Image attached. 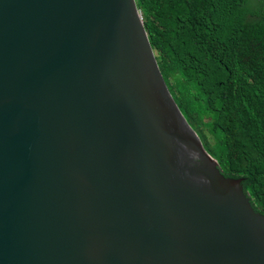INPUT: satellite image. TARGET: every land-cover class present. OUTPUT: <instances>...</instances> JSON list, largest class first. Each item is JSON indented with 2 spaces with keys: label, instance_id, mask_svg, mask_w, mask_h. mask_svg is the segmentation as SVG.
I'll return each mask as SVG.
<instances>
[{
  "label": "water",
  "instance_id": "obj_1",
  "mask_svg": "<svg viewBox=\"0 0 264 264\" xmlns=\"http://www.w3.org/2000/svg\"><path fill=\"white\" fill-rule=\"evenodd\" d=\"M0 264H264L136 0H0Z\"/></svg>",
  "mask_w": 264,
  "mask_h": 264
},
{
  "label": "trees",
  "instance_id": "obj_2",
  "mask_svg": "<svg viewBox=\"0 0 264 264\" xmlns=\"http://www.w3.org/2000/svg\"><path fill=\"white\" fill-rule=\"evenodd\" d=\"M181 111L264 214V0H136Z\"/></svg>",
  "mask_w": 264,
  "mask_h": 264
}]
</instances>
